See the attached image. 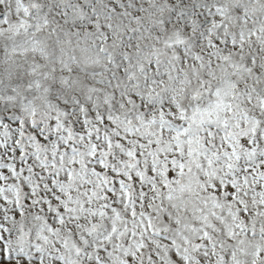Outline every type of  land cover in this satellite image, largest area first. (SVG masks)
Returning <instances> with one entry per match:
<instances>
[{
    "label": "snow or ice",
    "instance_id": "obj_1",
    "mask_svg": "<svg viewBox=\"0 0 264 264\" xmlns=\"http://www.w3.org/2000/svg\"><path fill=\"white\" fill-rule=\"evenodd\" d=\"M0 264H264V0H0Z\"/></svg>",
    "mask_w": 264,
    "mask_h": 264
}]
</instances>
